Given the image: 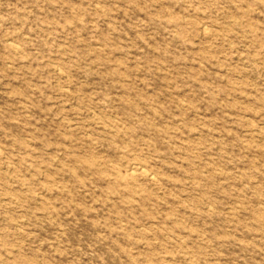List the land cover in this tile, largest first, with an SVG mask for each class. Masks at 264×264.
I'll list each match as a JSON object with an SVG mask.
<instances>
[{"label": "rangeland", "instance_id": "rangeland-1", "mask_svg": "<svg viewBox=\"0 0 264 264\" xmlns=\"http://www.w3.org/2000/svg\"><path fill=\"white\" fill-rule=\"evenodd\" d=\"M0 264H264V0H0Z\"/></svg>", "mask_w": 264, "mask_h": 264}, {"label": "bare ground", "instance_id": "bare-ground-1", "mask_svg": "<svg viewBox=\"0 0 264 264\" xmlns=\"http://www.w3.org/2000/svg\"><path fill=\"white\" fill-rule=\"evenodd\" d=\"M141 170V169H140Z\"/></svg>", "mask_w": 264, "mask_h": 264}]
</instances>
